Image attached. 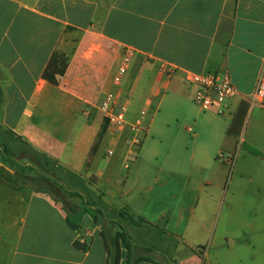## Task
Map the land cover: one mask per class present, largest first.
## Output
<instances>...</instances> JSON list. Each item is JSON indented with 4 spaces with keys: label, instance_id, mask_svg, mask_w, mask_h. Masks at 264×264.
I'll return each mask as SVG.
<instances>
[{
    "label": "crops",
    "instance_id": "obj_1",
    "mask_svg": "<svg viewBox=\"0 0 264 264\" xmlns=\"http://www.w3.org/2000/svg\"><path fill=\"white\" fill-rule=\"evenodd\" d=\"M126 50L118 104L143 123L138 144L129 127L102 134L99 112ZM263 69L264 0H0V143L117 195L139 223L119 239V264H264V109L249 103ZM209 72L239 94L222 115L185 85ZM71 215L0 181V264H113L115 237Z\"/></svg>",
    "mask_w": 264,
    "mask_h": 264
},
{
    "label": "rangeland",
    "instance_id": "obj_2",
    "mask_svg": "<svg viewBox=\"0 0 264 264\" xmlns=\"http://www.w3.org/2000/svg\"><path fill=\"white\" fill-rule=\"evenodd\" d=\"M104 125L107 129L105 121ZM132 135L135 136L133 133ZM232 159L234 162L235 158L232 157L231 161ZM14 166L17 186L39 190L61 204L69 215L77 212L95 217L109 238L123 234L125 239L132 242L129 232L131 233L134 226L139 223L133 219L132 221L127 211L118 210L117 195L112 194L109 190L104 193L105 186L103 184L98 186L99 188L95 192L91 189V186H94L93 183L87 179L74 175L53 160L25 146H22L15 154ZM229 168L232 171L234 166ZM105 202L112 208L111 210L105 206ZM71 216L74 218L73 215Z\"/></svg>",
    "mask_w": 264,
    "mask_h": 264
},
{
    "label": "built area",
    "instance_id": "obj_3",
    "mask_svg": "<svg viewBox=\"0 0 264 264\" xmlns=\"http://www.w3.org/2000/svg\"><path fill=\"white\" fill-rule=\"evenodd\" d=\"M134 57L133 50H126L122 53L121 61L116 75L113 79L114 90L108 93L99 107V112L107 123V132L112 140H115L127 127L135 135L136 144L139 143L138 135L144 132L142 122L129 126L126 119V107L119 106L118 102L123 89L124 81L128 76L131 62ZM161 73L171 79L176 74V69L169 66H162ZM185 85L193 91V103L202 112L217 111L224 114L228 109V103L239 97L230 76L227 73L209 72L206 74L188 75ZM249 103L254 107L264 109V69L257 82L256 88ZM145 114L142 113V116ZM113 149L108 151V156H113ZM232 156L225 157L224 161L229 167L234 166ZM234 158V157H233Z\"/></svg>",
    "mask_w": 264,
    "mask_h": 264
},
{
    "label": "trees",
    "instance_id": "obj_4",
    "mask_svg": "<svg viewBox=\"0 0 264 264\" xmlns=\"http://www.w3.org/2000/svg\"><path fill=\"white\" fill-rule=\"evenodd\" d=\"M59 75L58 66L55 64L51 65L49 68L46 79L53 85L58 84L57 76ZM1 130V126H0ZM106 133V125H104L102 134ZM28 148V145H24ZM14 160L15 156L6 148L5 145L0 143V162L11 168L12 170H16L14 166ZM0 181L9 185L17 186L18 181L16 175H11L8 172H6L4 169L0 168ZM37 182V180H35ZM35 190V189H34ZM37 192H40L39 190H35ZM41 193V192H40ZM133 221V220H132ZM68 225L71 228H75V226L71 223L70 219L67 218ZM119 239H124L125 236L123 234H120L116 236L113 240H111V246H112V261L113 264H119Z\"/></svg>",
    "mask_w": 264,
    "mask_h": 264
},
{
    "label": "water",
    "instance_id": "obj_5",
    "mask_svg": "<svg viewBox=\"0 0 264 264\" xmlns=\"http://www.w3.org/2000/svg\"><path fill=\"white\" fill-rule=\"evenodd\" d=\"M0 168L1 169H4L6 172H8L11 175H14V173H15L11 168H9L8 166H6L2 162H0Z\"/></svg>",
    "mask_w": 264,
    "mask_h": 264
}]
</instances>
